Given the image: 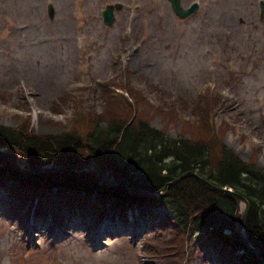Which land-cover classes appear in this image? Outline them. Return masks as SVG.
Masks as SVG:
<instances>
[{"label":"rangeland","instance_id":"1","mask_svg":"<svg viewBox=\"0 0 264 264\" xmlns=\"http://www.w3.org/2000/svg\"><path fill=\"white\" fill-rule=\"evenodd\" d=\"M195 1L199 12L180 18L168 0H0V124L49 138L74 128L84 134L100 120L142 119L170 138L204 139L209 123L242 160L264 167L260 0ZM114 3L120 8L106 26L101 11ZM113 93L135 96L138 118ZM203 94L214 97L213 114L199 112ZM18 185L13 196L1 190L0 264H149L158 248L148 239L161 255L170 245L186 250L185 264H225L212 247L175 236L172 226L140 223L135 231L100 234L103 221L79 214L85 200L61 203L56 195L55 203L71 204L74 213L51 230L44 218L50 210L38 218L15 208L41 188Z\"/></svg>","mask_w":264,"mask_h":264},{"label":"trees","instance_id":"2","mask_svg":"<svg viewBox=\"0 0 264 264\" xmlns=\"http://www.w3.org/2000/svg\"><path fill=\"white\" fill-rule=\"evenodd\" d=\"M115 98L119 103L128 102L129 106L131 104L119 94ZM200 101L199 112L204 115L212 114L214 97L204 94ZM131 108L127 107L126 112L133 111ZM139 113L138 110L135 112V119ZM147 121L100 120L97 126L84 134H79L74 128L50 135L49 138L35 137L27 131L25 134L16 132L14 128H6L0 124V146H8L16 152L21 151L30 161L39 165L78 163L82 154L89 153L102 168L110 169L114 174L126 177L136 186L146 189H160L165 183L173 181L186 171L196 172L211 184L232 188L248 199L250 208L246 217L245 234L249 243L258 250L264 260V167L242 160L221 141L218 130L211 126L212 124L205 123L208 126L204 139H194L190 136L186 138L185 135L170 138L166 133L151 127ZM95 151L101 154L97 155ZM11 172L8 176L15 182L22 184L23 181V184L32 190L37 186L44 190L43 198L51 196V193L59 194V202L66 196L69 203L73 198L68 195L67 189L88 192L85 202L93 205L92 208L97 209L96 213L98 208H105L103 206L107 198L123 199L115 190L107 189L111 192L105 193L106 189H101L91 182L90 175L85 172H50L35 175H22L13 170ZM93 192L99 194L96 202L91 199ZM124 194L127 198L135 199L129 202H147V199L131 197L128 192L124 191ZM154 199L175 217L158 219V225L152 227L172 226L175 236L187 234V239L194 245L200 243L214 247L216 256L225 264H239L240 260V264H259L256 255L234 231L236 205L227 193L209 190L196 178L186 176L169 184L166 191ZM38 205L39 208L40 205L45 208L48 203L38 202ZM60 207L61 203H57L48 210L53 211L52 209ZM169 218L173 223H168ZM153 240L148 239L147 243L158 248V256L149 257L150 264H165L163 256L169 252L172 258L168 264H185L184 261L190 260V253L181 251L178 245L167 246L168 252L161 255L160 245L153 243Z\"/></svg>","mask_w":264,"mask_h":264},{"label":"water","instance_id":"3","mask_svg":"<svg viewBox=\"0 0 264 264\" xmlns=\"http://www.w3.org/2000/svg\"><path fill=\"white\" fill-rule=\"evenodd\" d=\"M172 2V6L173 9L175 10V12L179 15H185L186 13L184 12L182 14L179 6H178V0H171ZM112 6H107L106 10L104 11V17H105V21L110 24L112 21ZM0 157L4 158L5 160L9 161V163H11V166L18 170L21 171L23 173L25 172H32V173H48V172H52V171H62V170H88L90 172H92L95 177L99 176V179H97L98 182H102L103 184H105L106 186H112V187H125L126 190L134 195H138V196H148V197H152L155 196V194H157L158 192H154L151 191L149 189L143 188V187H139L136 186L135 184H133L131 181L127 180L126 178H118L116 176H114L112 173H110L107 170H103L100 165L96 162L93 161V158L91 156H87V161L84 163H80V164H64V165H53L50 167H46V166H38L35 164L30 163L28 160L27 164H28V168H22L19 163H18V156L11 154L9 152L4 151L3 149L0 148ZM186 176H192L194 178H196L197 180H199L202 184H204V186H206L209 190H215V191H219V192H224L229 194L230 196H232L235 204H236V213L240 212L241 213V217L239 221H236V228H235V232L236 234L243 239L244 244L251 250L253 251L256 256L257 259L259 261L260 264H264V260L262 259L260 253L258 252V250L254 247H252L249 244L248 239L246 238L245 235V224H246V216H247V211L249 208L248 202L247 200L240 194L231 191L230 189L226 188V187H219L216 185L211 184L209 181H207L206 179H204L203 177L199 176L196 172L193 171H186L182 174H180L177 178H175L173 181H170L168 183H166L164 185V187L162 188V190H165L166 187L169 184H172L174 182H176L177 180L184 178ZM242 203H244V207L242 209Z\"/></svg>","mask_w":264,"mask_h":264},{"label":"bare ground","instance_id":"4","mask_svg":"<svg viewBox=\"0 0 264 264\" xmlns=\"http://www.w3.org/2000/svg\"><path fill=\"white\" fill-rule=\"evenodd\" d=\"M184 178H181V179H179L177 181H180V180H182ZM164 185L160 189H149V190L154 191V192H158V193H162V192H165V190H162ZM6 187H7L6 183L3 184L0 181V201L3 200V198H2L3 195H1L3 192L1 190H3L6 193L8 192V190H6ZM228 189H230L231 191L242 195L241 193H239L238 191L233 190L232 188H228ZM242 196L247 200L249 208H250V202L248 201V199L244 195H242ZM154 198H155V196H152V197H148L147 196V202L145 203L144 208L143 207L140 208L141 205L139 204V206L137 208H132L131 209L132 211L130 210L127 214H125L123 211L115 212L114 215H112V217L109 218V220L107 222L102 224V226L100 227V230H99L100 234H102L104 231L106 232V230H108V229L109 230L113 229L115 232L116 231L127 232L130 229L135 231L140 223H146L147 225H153L154 226V223H159L158 219L161 220L163 217H168V216H171V218L175 217V216H172L173 213H171L161 203H158L157 201H155ZM154 205L161 206V208H159V212L155 211V210H150V206H154ZM242 206L244 207V203H242ZM249 208H248V210H249ZM140 209H142V210H140ZM157 216H158V218H156ZM234 216H235V226L234 227L236 228V221H239L240 217H241V213L240 212L236 213V207H235V211H234ZM171 218L168 219V223L169 224L173 223V220H171ZM235 228H234V231H235Z\"/></svg>","mask_w":264,"mask_h":264}]
</instances>
